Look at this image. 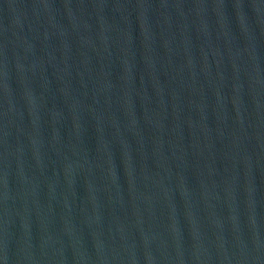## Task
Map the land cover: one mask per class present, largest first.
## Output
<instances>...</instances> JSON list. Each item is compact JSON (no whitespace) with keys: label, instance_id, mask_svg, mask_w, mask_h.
Listing matches in <instances>:
<instances>
[{"label":"water","instance_id":"obj_1","mask_svg":"<svg viewBox=\"0 0 264 264\" xmlns=\"http://www.w3.org/2000/svg\"><path fill=\"white\" fill-rule=\"evenodd\" d=\"M0 264H264V0H0Z\"/></svg>","mask_w":264,"mask_h":264}]
</instances>
